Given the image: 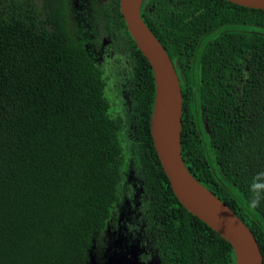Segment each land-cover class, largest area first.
<instances>
[{
	"label": "trees",
	"instance_id": "16d2710c",
	"mask_svg": "<svg viewBox=\"0 0 264 264\" xmlns=\"http://www.w3.org/2000/svg\"><path fill=\"white\" fill-rule=\"evenodd\" d=\"M145 1V22L182 72L185 163L264 257V9ZM70 14L69 0H0V264H86L129 175L147 197L160 264H235L231 243L182 205L162 167L154 72L120 0L94 3L91 28L73 29ZM105 36L130 57L129 98L122 67L106 70L87 49Z\"/></svg>",
	"mask_w": 264,
	"mask_h": 264
},
{
	"label": "water",
	"instance_id": "95a60500",
	"mask_svg": "<svg viewBox=\"0 0 264 264\" xmlns=\"http://www.w3.org/2000/svg\"><path fill=\"white\" fill-rule=\"evenodd\" d=\"M264 9V0H228ZM143 0H120V10L138 48L151 63L156 93L151 133L173 192L191 213L231 243L235 264H264L258 240L236 212L188 169L182 154L183 92L180 73L142 16ZM95 264V261L93 262Z\"/></svg>",
	"mask_w": 264,
	"mask_h": 264
},
{
	"label": "flooded vegetation",
	"instance_id": "af4514ba",
	"mask_svg": "<svg viewBox=\"0 0 264 264\" xmlns=\"http://www.w3.org/2000/svg\"><path fill=\"white\" fill-rule=\"evenodd\" d=\"M108 0H69L72 28L93 27V4ZM145 1V0H144ZM144 8L149 0L145 1ZM144 4V2H143ZM154 7V5H152ZM143 8V5H142ZM154 9V8H153ZM78 33V31H77ZM90 37L95 39L92 32ZM87 49L94 59L104 65L106 70L116 71L122 67L124 96L128 97L131 80L129 79L130 57L119 56L112 45V39L105 36L100 46L95 42H88ZM178 66V64H177ZM181 72V71H180ZM182 73V72H181ZM180 73V74H181ZM115 78V76H113ZM127 91V92H126ZM134 175H129L128 181L133 183L125 186L121 194L120 209L112 216L106 228L102 229L93 239L90 258L86 264H160L159 248L152 227L147 223L145 202L147 197L141 183H137ZM132 188V190L130 189Z\"/></svg>",
	"mask_w": 264,
	"mask_h": 264
},
{
	"label": "bare ground",
	"instance_id": "6f19581e",
	"mask_svg": "<svg viewBox=\"0 0 264 264\" xmlns=\"http://www.w3.org/2000/svg\"><path fill=\"white\" fill-rule=\"evenodd\" d=\"M143 2H144V0H143ZM142 5H143V3H142ZM171 57V56H170ZM177 63V62H176ZM183 106H184V101H183ZM182 125H183V122H182ZM182 154H183V151H182ZM209 189V188H208ZM210 190V189H209ZM220 198V197H219ZM221 199V198H220ZM222 200V199H221ZM237 214V213H236Z\"/></svg>",
	"mask_w": 264,
	"mask_h": 264
},
{
	"label": "rangeland",
	"instance_id": "374dc122",
	"mask_svg": "<svg viewBox=\"0 0 264 264\" xmlns=\"http://www.w3.org/2000/svg\"><path fill=\"white\" fill-rule=\"evenodd\" d=\"M119 84H120L121 86H123V83H122V81H120V82H119Z\"/></svg>",
	"mask_w": 264,
	"mask_h": 264
}]
</instances>
